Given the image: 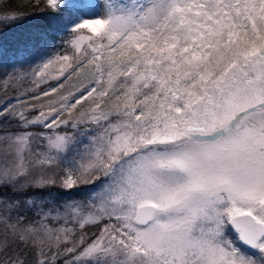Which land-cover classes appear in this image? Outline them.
I'll use <instances>...</instances> for the list:
<instances>
[{
  "label": "snow or ice",
  "instance_id": "1",
  "mask_svg": "<svg viewBox=\"0 0 264 264\" xmlns=\"http://www.w3.org/2000/svg\"><path fill=\"white\" fill-rule=\"evenodd\" d=\"M43 5L0 106V264H264V0Z\"/></svg>",
  "mask_w": 264,
  "mask_h": 264
},
{
  "label": "trees",
  "instance_id": "2",
  "mask_svg": "<svg viewBox=\"0 0 264 264\" xmlns=\"http://www.w3.org/2000/svg\"><path fill=\"white\" fill-rule=\"evenodd\" d=\"M47 11V7L43 5V0H41V6H37V1L35 0L27 3L21 0H0V12L14 14L23 18L9 27L0 29V39L10 40L9 44H14L15 46L27 44L33 34L45 26V22L48 19Z\"/></svg>",
  "mask_w": 264,
  "mask_h": 264
},
{
  "label": "rangeland",
  "instance_id": "3",
  "mask_svg": "<svg viewBox=\"0 0 264 264\" xmlns=\"http://www.w3.org/2000/svg\"><path fill=\"white\" fill-rule=\"evenodd\" d=\"M22 2H29L31 0H21ZM37 1V0H35ZM0 39V106H2L3 102L8 99H12L16 97L19 92L18 90L24 88L34 87L30 82L19 81L15 84L9 83L5 84V80L9 74L12 72V53H14L19 47L24 46L26 44H19L15 46L14 44H9L10 40ZM23 71H28V66L26 65ZM42 87H47L46 85H42ZM35 103V102H34ZM87 103V102H85Z\"/></svg>",
  "mask_w": 264,
  "mask_h": 264
}]
</instances>
